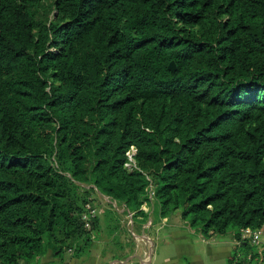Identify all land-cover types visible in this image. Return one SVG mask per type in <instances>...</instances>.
<instances>
[{
    "label": "trees",
    "instance_id": "trees-1",
    "mask_svg": "<svg viewBox=\"0 0 264 264\" xmlns=\"http://www.w3.org/2000/svg\"><path fill=\"white\" fill-rule=\"evenodd\" d=\"M43 1L0 0V264L77 254L88 188L264 227V0Z\"/></svg>",
    "mask_w": 264,
    "mask_h": 264
},
{
    "label": "crops",
    "instance_id": "crops-1",
    "mask_svg": "<svg viewBox=\"0 0 264 264\" xmlns=\"http://www.w3.org/2000/svg\"><path fill=\"white\" fill-rule=\"evenodd\" d=\"M141 209L133 217L138 236L132 237L125 231L115 232L118 220L94 208V236L89 237L85 252L72 257L69 264L81 260L83 264H259L264 260V249L259 251L253 245L248 249L250 243L235 238L232 230L204 236L178 209L159 213L154 198ZM119 221V226L124 224L123 219ZM56 258L48 248L36 258V264H60Z\"/></svg>",
    "mask_w": 264,
    "mask_h": 264
},
{
    "label": "built area",
    "instance_id": "built-area-1",
    "mask_svg": "<svg viewBox=\"0 0 264 264\" xmlns=\"http://www.w3.org/2000/svg\"><path fill=\"white\" fill-rule=\"evenodd\" d=\"M133 151V146L129 145L128 150L126 151V161L124 162V165L127 167L128 165H131L129 168L134 166L133 158L131 156V153ZM128 168V167H127ZM145 194L148 198L152 195V185L150 181L148 182L147 186L145 187ZM146 203V199H142L141 203L139 205V208H143ZM120 209L122 211V219L124 226L126 230L128 231V234L132 237L138 236L134 232L133 228V217L136 213L135 209H128L125 206L121 205ZM94 216V207L93 202L88 198L84 204H83V210L80 215V219L83 224V228L87 231V235L92 238L93 232H92V225L91 221ZM239 240H246L251 245L255 246L259 251L264 249V227L258 226V227H250V226H243L240 228L239 233ZM69 249V248H68ZM147 258V255L143 257V260Z\"/></svg>",
    "mask_w": 264,
    "mask_h": 264
},
{
    "label": "rangeland",
    "instance_id": "rangeland-1",
    "mask_svg": "<svg viewBox=\"0 0 264 264\" xmlns=\"http://www.w3.org/2000/svg\"><path fill=\"white\" fill-rule=\"evenodd\" d=\"M51 9H52V5H51V0H45L42 2V4L37 7V9L35 10V18L37 20L43 21L47 18H49L51 16ZM131 165H128L127 167L129 168ZM78 185V190H81V186L82 187H88L87 184L83 183V182H79L77 183ZM87 198H90V200L93 202V207L96 208V210H98V212H102V210L105 211V213H108L111 215V219L114 220H118V223L116 225V230L118 233L119 232H124L127 233L128 231L125 229V226L121 225L119 226V219L121 218V222H122V211L120 209V205L118 203H116L114 200H111L109 197L105 196L104 194L100 193L98 190H96L95 188H88V193L86 194ZM94 217V216H93ZM123 223V222H122ZM231 229H227L226 231H229ZM131 236V235H130ZM248 242V241H247ZM249 243V242H248ZM87 246L84 247H77L78 252L77 254H73L72 251H65V252H60L57 255L56 260L59 261L60 264H69V260L72 257H79L81 254H83L85 252V250L87 249ZM247 248L248 249H252L251 244H247ZM84 261L81 260L80 263L78 264H83ZM259 264H264V260H261V263Z\"/></svg>",
    "mask_w": 264,
    "mask_h": 264
},
{
    "label": "water",
    "instance_id": "water-1",
    "mask_svg": "<svg viewBox=\"0 0 264 264\" xmlns=\"http://www.w3.org/2000/svg\"><path fill=\"white\" fill-rule=\"evenodd\" d=\"M169 67L172 68V64L171 63L169 64Z\"/></svg>",
    "mask_w": 264,
    "mask_h": 264
}]
</instances>
